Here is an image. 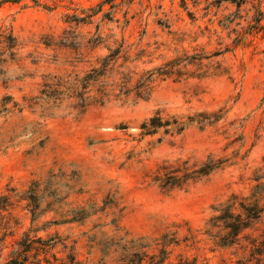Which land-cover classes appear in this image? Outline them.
I'll return each mask as SVG.
<instances>
[{
	"label": "rangeland",
	"instance_id": "obj_1",
	"mask_svg": "<svg viewBox=\"0 0 264 264\" xmlns=\"http://www.w3.org/2000/svg\"><path fill=\"white\" fill-rule=\"evenodd\" d=\"M17 1L0 9L18 43L13 61L0 47V97L19 109L0 117V264H120L165 236L172 264L247 258L264 215L232 248L209 221L234 197L264 209V33L245 35L250 4L238 27L217 0ZM155 116L183 131L145 135ZM206 163L219 169L163 187Z\"/></svg>",
	"mask_w": 264,
	"mask_h": 264
},
{
	"label": "trees",
	"instance_id": "obj_2",
	"mask_svg": "<svg viewBox=\"0 0 264 264\" xmlns=\"http://www.w3.org/2000/svg\"><path fill=\"white\" fill-rule=\"evenodd\" d=\"M133 1V0H130ZM220 3L231 4L236 8V12L231 15L234 17L233 20H228L229 23H233L236 19L239 21L242 17V11H245L244 7L250 4L251 9L254 11L253 17L249 18L250 9L246 11L247 17L244 21L246 22L248 28L245 35H251L252 33H264V0H217ZM17 0H0V9L6 4H17ZM244 9V10H242ZM228 18V19H229ZM236 26H240L241 22L236 23ZM5 46L6 54L5 56L10 60H14V50L18 47V43L15 37L9 31H0V47ZM4 55V54H3ZM7 60V59H6ZM6 60L0 62L5 63ZM19 110L17 103L9 96L0 97V117L7 116L12 111ZM177 125L180 127L178 132L183 131V126H180L177 121H167L163 120L159 116L151 117L148 121L140 126V129L145 135H152L160 130L165 129L169 126ZM218 164L212 165V163H206L197 171L193 172L191 175L187 174L184 177L183 182L180 184H171L167 178V181L163 183V187L179 188L184 182H191L206 176H209L212 172L219 169ZM255 197V195H253ZM241 201L244 199H240ZM8 207L6 204V199L4 196H0V210H5ZM32 212V211H31ZM217 215L209 221V226L212 229H217L222 233L219 239V245L225 248H232L238 244L240 239L248 237L247 232L251 230L252 225L255 221H258L262 215H264L263 207H246L244 202H239L237 197L232 198L227 203H224L220 210L217 211ZM33 215L34 212H32ZM166 237H162L160 241V248L156 254L150 255L146 246H140L138 251L125 252V255L121 256L120 264H172L169 262L170 252L168 248L176 247L177 242H169ZM251 248L247 258H241L237 261V264H264V237L258 242L251 241ZM21 246V245H20ZM23 248V253L28 252L24 250L25 245L21 246ZM4 244L0 241V254L3 251ZM22 253V252H21ZM26 260L21 258L19 255H12L5 264H25ZM178 264H194L192 261L187 262V260L180 258Z\"/></svg>",
	"mask_w": 264,
	"mask_h": 264
}]
</instances>
